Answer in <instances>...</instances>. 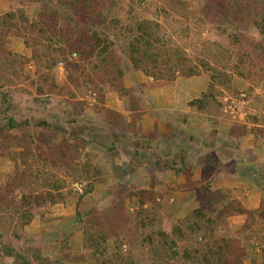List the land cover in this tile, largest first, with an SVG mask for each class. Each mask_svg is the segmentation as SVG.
<instances>
[{
  "label": "rangeland",
  "instance_id": "obj_1",
  "mask_svg": "<svg viewBox=\"0 0 264 264\" xmlns=\"http://www.w3.org/2000/svg\"><path fill=\"white\" fill-rule=\"evenodd\" d=\"M136 23L158 37L137 68ZM260 25L264 0H0L2 246L28 264H264Z\"/></svg>",
  "mask_w": 264,
  "mask_h": 264
},
{
  "label": "trees",
  "instance_id": "obj_2",
  "mask_svg": "<svg viewBox=\"0 0 264 264\" xmlns=\"http://www.w3.org/2000/svg\"><path fill=\"white\" fill-rule=\"evenodd\" d=\"M114 22H115L114 20H110V22H108L101 29H103L105 31H107V30L118 31V29H120L121 27L118 26V21H116L115 23ZM125 30H127L128 33H131V35H129V36H132V38L129 39V44H128L129 61H130L132 66L137 68V67H139L141 60L146 58L147 55L149 56V60H150V55H149L150 53L148 51L154 46L153 42H158V37H157V35L154 34V31H153V33H152V31H150L151 30L150 26H148L147 24H143V23H136L134 28H131L130 26H125ZM259 32H260V34H264V26L263 25L259 26ZM92 38H94L95 47L100 48L103 53L108 52V54H109L110 44H112V41L106 35L101 34V36H99L98 34H92ZM195 71H196L195 68L189 67V69L186 72H184V75L190 76L192 74H195L194 73ZM194 102L198 103V104L200 103L201 106H199V108H203L204 105H203L202 101H200L199 99H196L195 101H192L191 104ZM75 120H77V119H75ZM145 143L146 142H143V144H145ZM147 143H149V142H147ZM152 147L153 146H151L150 148H152ZM171 168L172 169H178L176 167H171ZM92 188H93L92 185L86 186V188H84V190H83L82 195L87 194L88 192H91ZM215 192H216V194L219 193V191L218 192L215 191ZM205 202H206L207 207L210 208L211 202L209 201V199H207ZM192 213L198 219L204 218V216H205L204 214H206L203 207H199L197 209H194L192 211ZM210 221H211V218L207 217V222H210ZM140 225L142 226L143 224L140 223ZM157 232H158L157 234L159 237H164L163 231L160 230ZM148 236H150V234ZM148 236L143 237L141 235V238L146 241V239H148ZM0 246H1V249L2 248L5 249L4 254L7 257H13L15 255L19 259V263L17 262V264H28V263H26L25 258L21 257V255L17 254L16 252H13L11 247H6L5 245L2 246L1 241H0ZM204 258L206 259V262L208 264H211V262H209L207 257H204ZM219 261L222 264H225L223 262V260L220 258V256H219ZM215 264H218V263H215Z\"/></svg>",
  "mask_w": 264,
  "mask_h": 264
},
{
  "label": "crops",
  "instance_id": "obj_3",
  "mask_svg": "<svg viewBox=\"0 0 264 264\" xmlns=\"http://www.w3.org/2000/svg\"><path fill=\"white\" fill-rule=\"evenodd\" d=\"M233 157H236V156L233 155ZM229 160H231V159H229Z\"/></svg>",
  "mask_w": 264,
  "mask_h": 264
}]
</instances>
